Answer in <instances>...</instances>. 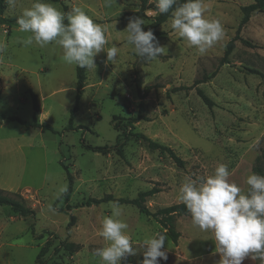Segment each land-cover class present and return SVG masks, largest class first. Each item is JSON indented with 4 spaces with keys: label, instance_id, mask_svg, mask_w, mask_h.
Wrapping results in <instances>:
<instances>
[{
    "label": "rangeland",
    "instance_id": "rangeland-1",
    "mask_svg": "<svg viewBox=\"0 0 264 264\" xmlns=\"http://www.w3.org/2000/svg\"><path fill=\"white\" fill-rule=\"evenodd\" d=\"M251 1L204 0L205 18L218 20L224 36L203 55L176 36L169 17L154 28L161 32L158 41L166 53L144 60L126 44L124 32L131 17L145 20L143 30L152 21L155 9L142 11L140 0H43L64 13L81 8L104 27L105 50L113 44L120 50L115 62L105 63L102 51L94 58L95 70L86 69L72 129L67 126L76 102V67L62 59L63 50L55 42L28 45L30 33L19 31L18 24L0 22V112L32 121L35 93L38 120L53 128H27L0 119V188L15 198L14 193L20 195L34 210L23 216L0 206V264H100L93 253L106 242L98 229L115 201L84 204L89 198L131 199L155 187L159 191L145 198L155 212L179 203L178 190L186 176L210 175L220 163L228 166L229 181L245 192V180L256 173V164L264 174V10L241 25V8ZM33 2L2 0L0 19L20 16ZM148 3L155 5L154 0ZM230 40L235 46L223 58ZM213 71V77L193 86ZM197 88L211 99V106ZM136 133L173 148L183 166L150 148ZM98 146L111 148L104 153L94 150ZM67 173L70 192L57 198L62 186L68 189ZM116 203L118 218L129 225L137 248L135 256L120 264H141L140 242L156 232L167 235L168 258L160 264H218L210 234L193 227L189 213L175 216L179 237L173 242L155 217L133 204ZM61 241L78 248L66 249ZM243 264L259 261L245 259Z\"/></svg>",
    "mask_w": 264,
    "mask_h": 264
},
{
    "label": "clouds",
    "instance_id": "clouds-1",
    "mask_svg": "<svg viewBox=\"0 0 264 264\" xmlns=\"http://www.w3.org/2000/svg\"><path fill=\"white\" fill-rule=\"evenodd\" d=\"M14 3V0H12ZM156 14L171 11L169 27L178 38L199 54H205L224 36L218 20L205 18L207 9L204 0H154ZM175 5V8L173 6ZM18 30L30 33L25 41L44 47L55 42L63 50L62 59L82 69L96 68L94 58L102 51L106 53L105 63L116 61L119 48L108 43L105 29L90 18L79 7L64 13L52 3L34 0L17 18ZM145 20L139 16L128 20L124 32L125 42L134 54L144 60H153L166 53V47L159 44L151 30L144 31ZM4 45L0 44V50ZM231 173L226 164H218L212 174L206 176L188 175L178 190V202L186 207L191 224L201 232L210 234L214 252L219 254L218 264H243L245 259L264 264V176L251 173L243 191L229 181ZM67 192L62 186L56 197ZM50 210L55 211V209ZM121 211L113 202L112 214L103 217L98 235L106 246L96 248L94 255L100 264H120L122 259L135 256L137 248L128 234L129 225L118 217ZM167 235L156 232L140 242L143 249L141 264H160L167 260L165 241Z\"/></svg>",
    "mask_w": 264,
    "mask_h": 264
},
{
    "label": "trees",
    "instance_id": "trees-1",
    "mask_svg": "<svg viewBox=\"0 0 264 264\" xmlns=\"http://www.w3.org/2000/svg\"><path fill=\"white\" fill-rule=\"evenodd\" d=\"M148 1L149 0H140L141 10L143 11L147 8H152V9H155V11L157 12L156 6L153 5L152 3H148ZM183 2H185V0H178V3H183ZM1 5H2V0H0V11H2ZM64 8L66 9V6H64ZM173 8H175V5L173 6ZM241 9L243 12L241 25H243L244 23H246L249 20L250 16L254 12H260V11L264 10V0H252L249 4L242 6ZM171 11H172V9H170L169 13H167V14H159V15H157L155 12L154 15L149 16V18L152 21L146 26L144 31L151 30L158 40L161 32L157 29H154V28H156L160 23L167 20L171 16ZM18 17H19V15L8 17V18H1L0 22L1 23H7L8 25L17 24L16 21H17ZM238 39L245 45H249V46L252 45V43L249 40H247L243 37H238ZM234 46H235L234 40H230L227 43V46L225 49V54H224L223 58H227V55H229L231 53ZM224 62H227V61L223 59L222 63H224ZM75 69H76V86H77L76 102L70 111V118H69V123H68L67 129L74 128L73 127V119H74V115L78 109V101H79V98L83 92V88H84L85 80H86V69H82V68H78V67H76ZM215 74H216V71H213L210 75L204 76L202 79L196 80L194 82L193 86L197 85L200 82L206 81L208 78L213 77ZM148 89L149 88L147 87L145 91L147 92ZM196 90H197L198 95L204 101V103L211 106L212 101L205 94V92L200 88H197ZM142 97H144V95H142ZM32 100H33V110H34L32 121H26V120L19 118L16 115H6V114H3L2 112H0V119L15 120L27 128L34 127V128H41L43 130L44 129H50L53 131V128L48 123L40 122L38 120L37 114L39 112V104H38L37 96L35 93H32ZM142 109H143V102L141 101L140 106H139L140 112L142 111ZM140 112L138 114L139 117H141ZM130 134H133V133H130ZM136 136H139V137L145 139L148 142V145L150 148L155 149V150L157 149L161 153H167L175 162H177L178 165L183 166L184 161L177 155V153L174 151V149L171 148L170 146L161 144V143H159V142H157V141H155V140H153V139H151V138H149L143 134L136 133ZM110 148L111 147H109V146H103V147L98 146V147H94V150L103 151L104 153H106L109 151ZM254 169H255L256 173H259L260 175H264L262 168L260 167L259 163L256 164ZM67 176H68V180H69V186H68L67 192L64 193L65 195L69 194L70 187H71V176L69 175V173H67ZM157 191H159V189L154 187V188H151L147 191L139 192L136 197L131 198V199L115 198L112 195H105L104 197H101V198H89L86 201H84L83 203L86 205H91V204H99V203L104 202V201L112 200V201L120 202V203L133 204L139 209V211L141 213H143L145 215H151V216L155 217L157 220H159L160 223L166 228L167 234L169 235L171 240L173 242H177V239L179 237V232L174 228L175 216L176 215H185V214H188V212L186 210V207L181 203H175V204H171V205L166 206V207L159 208L155 212L150 211L148 206L145 204V198H146V196L154 194ZM14 195H16L18 198L10 196L9 194L6 193V191L4 189L0 188V206L1 205H8L14 211L18 212L20 215H23V216H27V215L34 213V210L31 207L24 204L23 199L20 197V195H18L16 193H14ZM59 245L64 246V248L69 249L71 251H75L78 248L77 245H75L74 243H70V242H66V241H61L59 243ZM43 264H46V263H43ZM53 264H56V263H53Z\"/></svg>",
    "mask_w": 264,
    "mask_h": 264
}]
</instances>
